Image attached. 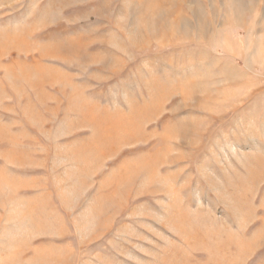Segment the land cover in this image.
Returning a JSON list of instances; mask_svg holds the SVG:
<instances>
[{"label": "rangeland", "instance_id": "rangeland-1", "mask_svg": "<svg viewBox=\"0 0 264 264\" xmlns=\"http://www.w3.org/2000/svg\"><path fill=\"white\" fill-rule=\"evenodd\" d=\"M0 264H264V0H0Z\"/></svg>", "mask_w": 264, "mask_h": 264}]
</instances>
